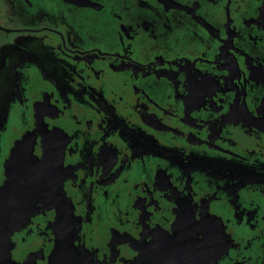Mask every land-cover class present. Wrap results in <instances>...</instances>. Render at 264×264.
<instances>
[{
    "label": "flooded vegetation",
    "instance_id": "obj_1",
    "mask_svg": "<svg viewBox=\"0 0 264 264\" xmlns=\"http://www.w3.org/2000/svg\"><path fill=\"white\" fill-rule=\"evenodd\" d=\"M26 169L7 264H264V0H0V192Z\"/></svg>",
    "mask_w": 264,
    "mask_h": 264
},
{
    "label": "water",
    "instance_id": "obj_2",
    "mask_svg": "<svg viewBox=\"0 0 264 264\" xmlns=\"http://www.w3.org/2000/svg\"><path fill=\"white\" fill-rule=\"evenodd\" d=\"M45 159L41 166V174L47 173L42 170L49 165L46 163L49 157L46 156ZM25 173L22 177L23 185L21 188L19 187L21 180L18 179V171H16L6 189V191L10 192L14 188L13 190H17L18 193L5 192V194L4 190L0 192V264H7L10 260L11 250L14 246L12 235L16 230L20 229L25 218L32 213L33 205L38 198L35 192L40 182L37 177L38 172L27 171L26 169Z\"/></svg>",
    "mask_w": 264,
    "mask_h": 264
},
{
    "label": "rangeland",
    "instance_id": "obj_3",
    "mask_svg": "<svg viewBox=\"0 0 264 264\" xmlns=\"http://www.w3.org/2000/svg\"><path fill=\"white\" fill-rule=\"evenodd\" d=\"M13 241V240H12Z\"/></svg>",
    "mask_w": 264,
    "mask_h": 264
}]
</instances>
